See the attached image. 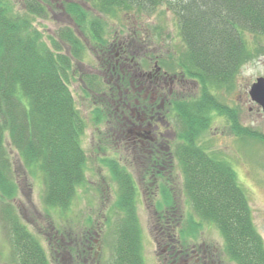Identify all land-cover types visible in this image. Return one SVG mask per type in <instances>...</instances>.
<instances>
[{
    "label": "trees",
    "instance_id": "16d2710c",
    "mask_svg": "<svg viewBox=\"0 0 264 264\" xmlns=\"http://www.w3.org/2000/svg\"><path fill=\"white\" fill-rule=\"evenodd\" d=\"M87 1L108 18L119 12L153 14L162 7L176 15L186 49L181 66L203 86L200 99L195 101L202 107L193 110V103H185L178 110V118L187 125L186 144L180 149L192 152L182 157L188 168L186 194L198 216L220 232L231 261L264 264V240L255 227L249 200L234 168L198 146L207 126L206 110L231 114L214 102L209 85L230 84L247 59L252 58L244 35H264V0ZM24 4L26 14L22 15L10 0H0V214L10 229L12 253L18 264H52L14 207L3 202L15 199L19 192L6 140L32 176L44 183L42 203L47 211L57 208L69 212L79 190L86 185L89 163L82 139L88 121L78 110L69 87L71 57L62 53L56 41L51 50L42 34L33 28L32 16H43L45 9L36 0H25ZM67 12L77 24H85V30L95 40L104 37V22L97 17L90 20L81 5H69ZM57 37L69 46L75 58L81 59L75 51L84 47L71 29H60ZM208 105L212 108L207 109ZM231 118L236 133L264 141V135L243 128L238 119ZM208 120L212 121L211 115ZM103 163L119 184L116 207L125 215L113 264H144L142 228L136 214L137 190L113 159H104ZM89 239L83 243H90ZM60 247L63 251L74 249L68 243ZM55 261L59 264V257Z\"/></svg>",
    "mask_w": 264,
    "mask_h": 264
},
{
    "label": "rangeland",
    "instance_id": "374dc122",
    "mask_svg": "<svg viewBox=\"0 0 264 264\" xmlns=\"http://www.w3.org/2000/svg\"><path fill=\"white\" fill-rule=\"evenodd\" d=\"M10 1L18 13L26 14L25 0ZM37 1L42 4L46 13L40 17L32 16L33 28L42 34L43 41L51 50H54L53 44L56 41V44L62 49V53L69 54V47L59 41L57 36L60 29L73 24L67 16V4L76 3L82 5L88 12L90 20L97 17L104 22V35L108 42H112L116 38L131 36L134 34L133 31L137 30L139 33H145L146 36H149L146 43L149 49L148 53L155 59L161 60L169 57L179 60L181 57L178 53L185 52L183 38L178 40L181 35L178 18L166 7L160 8L153 14H139L134 11L130 13L119 12L114 17L108 18L93 10L87 0ZM85 27L86 25L82 24L78 29L83 32L88 48L99 47L100 44L88 34ZM244 39L249 50L253 52L252 58L247 59V62L231 79L230 84L209 85L208 92L214 98V102L221 108L229 110V114H231L223 115L214 112L216 115L212 122L208 120V116L213 111L206 110L209 112L205 117L207 126L200 137H197H199L200 146L206 149L210 155L214 157L217 155L234 168L238 183L244 189L249 200L255 227L264 240V141L254 136L246 137L236 133L231 118L238 119L243 128H247L257 135H264V113L259 106L251 102L249 96L250 89L256 80L264 78V35L246 33ZM92 55L93 52L88 50L85 68L98 70L99 66L95 67L96 64ZM71 70H75V66ZM72 71L70 73L71 75L75 74V77L71 76L69 87L78 110L85 116V114H89L88 112L92 108L91 104L99 103L100 100L93 93L88 94V91L83 89L81 75L72 73ZM188 77H190L189 74ZM187 85L189 90L187 89L186 94L177 101L182 106L186 105L185 103H193V110H197L198 107H202L201 105L196 106L195 101L200 99L203 86L198 80L188 82ZM206 108L210 109L212 105H208ZM85 118L88 119V117ZM87 121L89 122V119ZM183 125L186 131L187 125ZM103 130L106 131V127H103ZM104 139V133L99 135L94 123L89 122L88 129L82 139V147L87 154L89 163L86 185L79 190L69 212H63L57 208H51L49 212L47 211L42 203L44 183H40L41 178L32 176L33 173L26 169L18 152L12 148L10 141L6 140V146L18 178L19 192L15 199H5L3 202L14 207L22 223L40 241L52 264H57L56 257H59V264H113L114 262L115 244L118 234L122 232L125 215H122L120 208L116 207L119 189L113 183L109 168L103 163L104 159L111 160L116 150L110 149L111 151L108 152L103 149L100 151V143L103 148L107 145ZM162 178L169 179L178 200L184 202L185 197L182 199L183 177H180L178 172L175 174L167 172L159 179L165 183ZM149 180L150 183L147 188L151 195L147 196L143 189V181L139 179L144 194L140 193V197H136V214L142 228L144 264H155L156 262L154 263L152 260L156 256L157 250L154 251L156 246L153 241H155V234L157 230L159 231L161 223L154 213L153 207L148 208L152 202H157V200H153V195L156 194L157 185L155 182L157 180L155 177ZM156 198L158 197L156 196ZM183 202L177 203V206L180 207L177 216L181 219V224L177 228L179 232L180 228H187L188 219L193 213L192 204H189L188 201ZM201 224L198 226L199 229L197 227L198 232L195 234L202 239H198V243H195L197 248L206 243L212 245L213 249L217 248L221 257H227V253H223L225 251L224 240L216 227L204 222ZM176 235L178 241L180 235L177 231ZM184 235L189 239L190 234L188 232H185ZM10 238V229L0 214V264H18L17 258L12 253ZM76 239L79 242L82 240L86 242L89 239L91 242L86 243L85 252L81 243L82 255L72 258V255L67 254L69 250L64 247L66 251H63L60 246L61 243L66 245L68 243L70 247H75ZM190 246H193V243ZM226 264L236 263L230 261Z\"/></svg>",
    "mask_w": 264,
    "mask_h": 264
},
{
    "label": "flooded vegetation",
    "instance_id": "af4514ba",
    "mask_svg": "<svg viewBox=\"0 0 264 264\" xmlns=\"http://www.w3.org/2000/svg\"><path fill=\"white\" fill-rule=\"evenodd\" d=\"M67 16L73 23L70 27L84 46V50L77 48L75 51L76 55L80 53L81 59L75 58L73 53L69 52L73 63L72 69L75 66V70L71 71L79 73L83 89L88 91V94L93 93L100 100L99 103L91 104L89 114H85L89 122L94 123L99 135L104 133L107 145L103 148L100 143V151L116 150L112 159L121 166L130 186L137 190L136 197H140V193L144 194L139 179L143 181V189L147 196L151 195L147 188L149 179L155 177L157 180L156 194L153 195V200L157 202H152L148 206L153 207L161 223L153 241L157 254L153 260L151 258L152 262H156L155 264L230 262L229 256L221 257L218 249H213L212 245L204 243L197 248L195 243L201 238L195 234L201 223L199 217L195 218L197 213L193 209L187 228H182L186 231L180 228L179 232L177 228L181 224V219L177 216L180 209L177 203L183 201L178 200L168 178H162L165 183L159 180L167 172L171 174L178 172L184 179L183 203L187 201L191 203L186 194L188 168L183 164L182 157L186 154L191 156L192 152L180 149L186 144L187 135L183 125L185 123L176 116L181 109V104L177 100L186 94L188 82L197 80L187 78L189 73L181 66L183 65L181 58L177 60L168 57L160 60L150 56L146 44L149 36L137 30H134L131 36L108 42L104 35L105 29H102L104 37L97 40L100 46L89 49L83 32L78 29L71 16L69 14ZM180 39L181 35L178 40ZM88 50L93 52L92 57L95 67L99 66L98 70L85 68ZM184 53L178 54L181 57ZM72 76L75 77V74ZM103 127H106V131ZM194 154L193 152V158ZM113 183L119 189L118 182L113 180ZM176 231L180 235L178 241ZM185 232L190 234L189 239L184 235ZM81 243L83 248L86 246L83 240L80 242L77 240L74 249L69 250L70 253L67 254L72 255V258L81 256V252H85V249L80 251ZM191 243L193 246H190Z\"/></svg>",
    "mask_w": 264,
    "mask_h": 264
},
{
    "label": "water",
    "instance_id": "95a60500",
    "mask_svg": "<svg viewBox=\"0 0 264 264\" xmlns=\"http://www.w3.org/2000/svg\"><path fill=\"white\" fill-rule=\"evenodd\" d=\"M250 98L258 104L264 112V78L257 79L250 90Z\"/></svg>",
    "mask_w": 264,
    "mask_h": 264
},
{
    "label": "bare ground",
    "instance_id": "6f19581e",
    "mask_svg": "<svg viewBox=\"0 0 264 264\" xmlns=\"http://www.w3.org/2000/svg\"><path fill=\"white\" fill-rule=\"evenodd\" d=\"M91 7H92L93 10H95L92 4H91Z\"/></svg>",
    "mask_w": 264,
    "mask_h": 264
}]
</instances>
